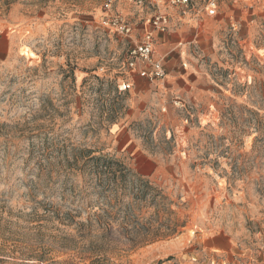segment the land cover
Returning a JSON list of instances; mask_svg holds the SVG:
<instances>
[{
	"label": "rangeland",
	"instance_id": "rangeland-1",
	"mask_svg": "<svg viewBox=\"0 0 264 264\" xmlns=\"http://www.w3.org/2000/svg\"><path fill=\"white\" fill-rule=\"evenodd\" d=\"M199 9L0 0V262L264 264V0ZM149 32L164 79L129 68ZM139 154L166 170L139 177Z\"/></svg>",
	"mask_w": 264,
	"mask_h": 264
},
{
	"label": "built area",
	"instance_id": "built-area-1",
	"mask_svg": "<svg viewBox=\"0 0 264 264\" xmlns=\"http://www.w3.org/2000/svg\"><path fill=\"white\" fill-rule=\"evenodd\" d=\"M148 0H135L139 5H144ZM257 1V0H248ZM220 0H170V3L181 8L186 13L193 5L199 6V12H206L209 16H215L218 10ZM169 20L166 15H160L153 19L148 20V24L153 25L156 30L165 32L168 27ZM104 25L109 27L112 31H115L121 35L129 36L132 32V28L122 20L111 19L104 22ZM154 52V36L152 32L145 35L143 42L131 51L130 57L131 62L129 68L133 71H138L142 78L150 79H164L166 72L162 66L161 61L152 62V56ZM139 62H149L152 65V71L147 72L146 70L139 69ZM0 264H4L0 262Z\"/></svg>",
	"mask_w": 264,
	"mask_h": 264
},
{
	"label": "crops",
	"instance_id": "crops-1",
	"mask_svg": "<svg viewBox=\"0 0 264 264\" xmlns=\"http://www.w3.org/2000/svg\"><path fill=\"white\" fill-rule=\"evenodd\" d=\"M165 166L158 160L147 158L143 154L137 155L136 163L133 164V171L141 178L146 179L151 175L159 176ZM166 170V168H165ZM232 241L226 234H219L207 242V250H222L227 248Z\"/></svg>",
	"mask_w": 264,
	"mask_h": 264
},
{
	"label": "trees",
	"instance_id": "trees-1",
	"mask_svg": "<svg viewBox=\"0 0 264 264\" xmlns=\"http://www.w3.org/2000/svg\"><path fill=\"white\" fill-rule=\"evenodd\" d=\"M83 153H85V151L81 152V154H83ZM88 153H91V151H88ZM89 161L97 169L102 167V170L105 169V171L108 173H110L111 171H115L116 173H120L121 178L129 176L130 173L132 174L131 170H129L124 165H122L121 163L117 162L116 160H114L108 156L94 157V158H91ZM75 162H77V161H75ZM179 227L183 228L184 224L179 225ZM177 233H178L177 230H172L169 235L173 236Z\"/></svg>",
	"mask_w": 264,
	"mask_h": 264
}]
</instances>
